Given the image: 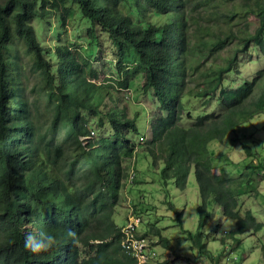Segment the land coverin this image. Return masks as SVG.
Segmentation results:
<instances>
[{"label": "trees", "instance_id": "16d2710c", "mask_svg": "<svg viewBox=\"0 0 264 264\" xmlns=\"http://www.w3.org/2000/svg\"><path fill=\"white\" fill-rule=\"evenodd\" d=\"M70 1L91 21L89 31L100 27L110 35L120 63L131 51L137 54L140 64L126 70L118 83L127 86L143 73L145 90L153 88L168 111L155 116L156 146L148 149L155 161L163 160L162 177L173 180L178 189L185 190L194 174L201 201L197 207L199 230L191 239L201 254L216 263L219 257L204 241V228L212 216L209 205L219 206L221 215L236 220L238 228L230 232L234 235L251 227L262 229L264 221H257L250 209L242 214L239 207L244 182L248 190H257L251 176L244 173L229 178L216 172L209 143L233 130L241 117L264 113V90L252 97L258 76L246 86L221 88V113H202L194 124L183 125L185 113H190L183 98L195 71L188 54V14L207 2L215 10L210 19L224 20L231 26V36L235 20L256 16L260 22L252 33L250 25L246 27V40L257 43L264 54V0H132L133 9L146 16L144 21L124 10L129 9L131 4H125L131 0H0V264H139L121 249L120 227L115 220L128 162L136 150L129 133L139 132V114L131 116L120 101L113 104L114 97L105 108L96 103L98 85L88 80L96 71L73 47L76 42L67 37L53 47L42 45L34 23L51 14L67 13ZM150 9L165 15L172 11L171 20L167 18L162 24L150 20ZM66 17L61 14L60 19L65 22ZM29 72L37 77L32 89L46 91L55 126L78 151L70 170L64 171V148L45 141L33 119ZM263 72L259 70L258 75ZM89 114L97 116V125ZM81 136L91 137L83 143ZM245 149L252 148L245 145ZM182 213L176 214L180 220ZM69 229L75 238L68 235ZM40 230L55 235L58 243L51 251L35 255L24 248V238L28 232ZM146 233L159 235L161 243L175 252L162 227L152 224ZM261 249L264 257V244ZM188 259L190 264H204L203 258H198L201 263Z\"/></svg>", "mask_w": 264, "mask_h": 264}, {"label": "rangeland", "instance_id": "374dc122", "mask_svg": "<svg viewBox=\"0 0 264 264\" xmlns=\"http://www.w3.org/2000/svg\"><path fill=\"white\" fill-rule=\"evenodd\" d=\"M125 5H129V9L124 10L132 13L134 18H140L142 21L146 19L144 14H139L133 9L132 5L135 4L132 0ZM67 6L70 7L67 13L62 11L60 14H51L46 19L34 20L42 38L41 44L53 47L59 40L67 37L76 42L77 46L73 47L91 62L96 71V76L90 74L88 79L98 85L94 95L95 102L105 108L112 102L110 98L114 97L116 100L113 104L117 105L120 101L127 106L131 116L139 114V134L129 133L137 149L134 153V164L133 158L128 162L129 178H126V185L122 191V201L115 215L116 222L121 225L126 222L127 216H132L136 212L142 217L139 226L142 232H146L152 224L164 229V234L170 238L178 255L159 241L156 251L160 257L152 264H190L188 257L192 258L190 261L193 263L197 261L201 263L198 258H203L204 264H211V257L202 255L191 239V235L199 230L197 207L201 201L194 174L190 175L185 190L176 188L173 180L166 181L162 177L163 160L155 164L151 151L146 149L148 143L151 146L155 145L152 140L150 141L155 116L167 114L168 111L162 108L153 88L145 90L143 73L134 76L127 86L118 83L126 70L140 64L137 54L131 51L120 63L117 48L110 35L100 27L89 31L93 25L88 18H84L81 7L74 1H70ZM171 12L165 15L150 9L147 18L162 24L167 18L171 20ZM213 12L215 10L204 2L194 12L190 10L188 14L190 27L187 38L191 46L188 54L195 71L189 78V88L183 98L186 110H190L189 115L185 113L183 125L194 124L198 115L202 113L210 112L214 116L221 113L223 111L220 101L221 88L246 86L258 76L252 97H258L264 90V72L258 75V71L264 69V54L257 43L246 40L248 35L245 33L249 25L250 33L255 30L260 22L259 18L251 14L246 20H235L234 33L231 36L228 33L231 26L228 27L224 20L210 19ZM61 14L67 16L65 22L60 19ZM57 25L60 26L59 36ZM213 44L217 46L213 47ZM51 55H55L54 52ZM228 67H231V70L227 73L224 70ZM36 82V75L29 72L27 84L29 99L33 104V119L45 141L53 147L64 148L63 158L66 160L64 171L70 170L71 162L76 161L78 151L72 142L67 141L64 131L55 126L52 103L46 91L32 89ZM203 94L204 96H199ZM89 118L97 125V116L89 114ZM245 145L250 146L251 151H247ZM224 149L233 153L232 159L225 154ZM209 150L213 166L222 174H241L245 171L251 176L257 190L248 192L246 183L241 186L242 192L245 193L238 198L241 201L240 209L244 212L246 208L251 207L256 217L264 220V113L241 117L240 123L233 130L220 140L215 139L209 143ZM251 161H258L259 165L253 167L247 165ZM132 167L135 176L131 181ZM250 168L253 170L250 171L252 174L248 173ZM75 170L76 168H73V171ZM214 208L209 205L212 216L206 226L207 231L216 229L215 224L218 223H221L223 231L236 228L234 219L223 217L220 210L214 215ZM178 211L183 212L181 220L177 218ZM222 222L229 226L222 227ZM258 236L264 243V230L252 234L249 232L238 234L234 244L210 240L209 248L220 258L215 264H222L224 261L227 264H264ZM226 241L230 242L231 238L227 236ZM184 242L188 245L187 249L182 247ZM166 260L168 262L165 263Z\"/></svg>", "mask_w": 264, "mask_h": 264}, {"label": "clouds", "instance_id": "9594fccd", "mask_svg": "<svg viewBox=\"0 0 264 264\" xmlns=\"http://www.w3.org/2000/svg\"><path fill=\"white\" fill-rule=\"evenodd\" d=\"M81 11H82V9H81ZM84 18H85V16H84ZM59 28H60V26L57 25V31L59 30ZM151 128H152V132H151L152 139L150 138V141L151 140L153 141V124H152ZM136 134H139V132L136 133ZM81 137H84L83 143H86L87 140L91 136H81ZM133 142L135 144V141H133ZM148 146H151L149 143L147 144V148L146 149L150 150V149H148ZM155 146L156 145L151 146V147L154 148ZM135 147H136V145H135ZM237 150H240V148H237ZM224 151H225V154L229 155V158L232 159L233 153H229L227 151V149H224ZM132 158H133V160H132ZM132 158H131V160L133 161V164H134V156ZM159 160H161V159H159ZM159 160L155 161L154 157H153V161H154L155 164H157ZM132 169H133V167H132ZM215 171L221 173L220 171H218V169H215ZM244 173H245V171L244 172L242 171L241 174H239V173H235L233 175H224L222 173L221 174L226 176V177H229V178H237V177L242 176ZM248 173H250V171ZM247 175L248 174L246 173V176ZM134 176H135V173H134V169H133L131 171V174H130V177L132 178V179H130L131 181L134 179ZM127 178H129V174H128ZM245 183L246 182H244L243 184H245ZM247 191L249 192V190H247ZM244 193L245 192H242V194H244ZM239 201L240 200L238 199V202ZM240 205L241 204H239V207H240ZM213 207H215L214 208L215 211H213V213H214V215H216V211L220 210V207L219 206H213ZM246 209H250L253 212V209L251 207H248ZM241 212H242V210H241ZM244 212H242V214H244ZM253 214H254V212H253ZM222 216L223 217H227V216H224V215H222ZM255 217H256V215H255ZM227 218H232V217H227ZM232 219H234V218H232ZM256 219H257V221H264V220H259L257 217H256ZM234 221L236 223L235 219H234ZM141 223H142L141 215L140 214L137 215L136 212H135L134 214H132V216H127L125 223H123L121 225L118 224L119 227H120L119 228V233H120L119 245H120L121 249L124 252H126L127 254L133 256L134 258H136L137 261L139 262V264H149V263H152L153 261H156L160 257V256H158L159 254L156 251V247H157V245H158V243L160 241V237H159V235H155L154 233H146L148 230L146 232H142V230H139V226H140ZM198 224H199V220H198ZM215 225H216V229L211 230V231H207L206 227L204 228V231H205V234H206L204 241L207 244L206 245L207 248L210 249L213 252V254H215V251L213 249L209 248L210 240L221 241L222 243L226 242V243H229V244H231V243L234 244V243H236V240H237L236 236L238 235V234L234 235V234L230 233L231 231H234V230H236L238 228V224L237 223H236V228H233L231 230H224V231L221 228V223H218V224H215ZM227 226H229V225L228 224H224L222 222V227H227ZM260 230H264V227L262 229H259V228L256 229L254 227H251L248 230H246V231H244L242 233H239V234H244V233H247V232H249V234L250 233L252 234V233L258 232ZM153 234H154V236H153ZM68 235L70 237L75 238L76 234H75L74 231L69 229L68 230ZM227 236H229L231 238L230 242L226 241ZM112 237L113 236H111V238ZM258 239L261 242V245H260V249H261V246L264 243L262 242V240H261V238L259 236H258ZM97 241H100V240H97ZM57 243L58 242H57V239H56L55 235H53L52 233H50L48 231H45V230H40L38 232H34V231L33 232H28L25 235V238H24V248L27 251H29V252H31V253H33L35 255H40L41 253H45V252L51 251L57 245ZM182 247L187 249L188 245L184 242ZM174 253L176 255H178L177 251H175ZM261 253H262V249H261ZM224 263L227 264L225 261H224ZM224 263H222V264H224ZM211 264H215V263H211Z\"/></svg>", "mask_w": 264, "mask_h": 264}]
</instances>
